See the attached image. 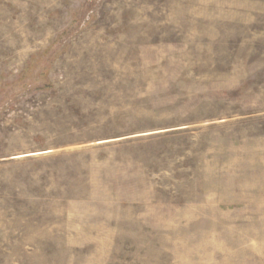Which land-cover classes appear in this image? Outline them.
<instances>
[{"label":"rangeland","instance_id":"rangeland-1","mask_svg":"<svg viewBox=\"0 0 264 264\" xmlns=\"http://www.w3.org/2000/svg\"><path fill=\"white\" fill-rule=\"evenodd\" d=\"M0 264H264V0H0Z\"/></svg>","mask_w":264,"mask_h":264}]
</instances>
